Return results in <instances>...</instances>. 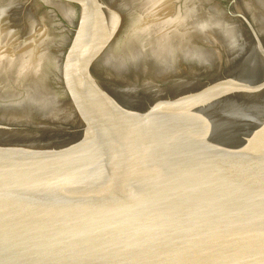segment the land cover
<instances>
[{
  "label": "water",
  "instance_id": "95a60500",
  "mask_svg": "<svg viewBox=\"0 0 264 264\" xmlns=\"http://www.w3.org/2000/svg\"><path fill=\"white\" fill-rule=\"evenodd\" d=\"M0 264H264V0H0Z\"/></svg>",
  "mask_w": 264,
  "mask_h": 264
},
{
  "label": "snow or ice",
  "instance_id": "6c2138e0",
  "mask_svg": "<svg viewBox=\"0 0 264 264\" xmlns=\"http://www.w3.org/2000/svg\"><path fill=\"white\" fill-rule=\"evenodd\" d=\"M131 99L138 101L139 99H141V97H139V96H133V97H131Z\"/></svg>",
  "mask_w": 264,
  "mask_h": 264
}]
</instances>
